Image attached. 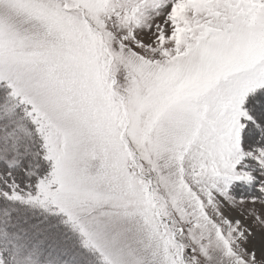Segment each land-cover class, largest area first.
I'll use <instances>...</instances> for the list:
<instances>
[{
	"label": "snow or ice",
	"instance_id": "1",
	"mask_svg": "<svg viewBox=\"0 0 264 264\" xmlns=\"http://www.w3.org/2000/svg\"><path fill=\"white\" fill-rule=\"evenodd\" d=\"M0 264H264V0H0Z\"/></svg>",
	"mask_w": 264,
	"mask_h": 264
}]
</instances>
